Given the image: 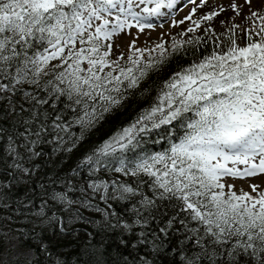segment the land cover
<instances>
[{
	"label": "snow or ice",
	"instance_id": "6c2138e0",
	"mask_svg": "<svg viewBox=\"0 0 264 264\" xmlns=\"http://www.w3.org/2000/svg\"><path fill=\"white\" fill-rule=\"evenodd\" d=\"M177 8L178 0H0V100L8 101L11 112L17 111L16 95L29 105H19V112L29 113L19 122L24 130L7 138L13 176L33 171L25 162L42 154L36 151L41 144L56 145L54 152L72 151L151 73L174 55H187V48H199L201 36L150 48H138L133 40L126 58L123 53L112 58L114 37L133 28L141 33L151 29L154 20ZM218 14L192 21L195 27L187 32L195 33L202 21ZM236 27L229 30L227 44L219 37L212 40L215 30L206 28L212 51L162 81L147 106L78 161L73 173L87 176L81 196L73 200L65 191L45 192L48 199L34 215L47 216L49 201L66 213L79 204L100 213L109 227L132 232L147 225L145 213L152 216L158 202H168L178 209L176 218L185 217L179 220L185 233L181 243L198 249L184 254L183 264H239L241 256L264 264V191L253 185L255 195L242 189L237 193L226 184L227 179L264 174V25L245 30V46L236 41ZM121 176L135 179L130 183ZM132 200V223L110 211L109 201ZM73 218L85 219L78 208L69 222ZM176 218L160 233L167 236ZM46 222L66 231L56 212ZM138 236L140 243L147 242L145 232ZM37 246L49 254L43 240L38 238Z\"/></svg>",
	"mask_w": 264,
	"mask_h": 264
},
{
	"label": "trees",
	"instance_id": "16d2710c",
	"mask_svg": "<svg viewBox=\"0 0 264 264\" xmlns=\"http://www.w3.org/2000/svg\"><path fill=\"white\" fill-rule=\"evenodd\" d=\"M214 44L209 37H204V42L199 48H187V55H174L158 71L151 73L141 82L137 89L127 94L122 104L105 114L99 124L85 132L84 138L72 149V151H57L54 144L44 143L36 148L42 154L26 161V166L33 169L30 174H15L13 176L10 165L11 157L6 149L8 136L15 131H23L19 123L27 119V111L19 112V105L23 103L25 109L29 107L22 101L20 95L13 97L17 111H9L7 100H0V264H141L147 260L149 264H183V255L198 251L190 242L184 241L185 233L180 226L177 217L178 209H174L168 202H158V208L153 210L152 216L148 217V223L143 228L137 226L132 232L125 231L122 227H109V221L92 209H84L81 205H73L72 211L66 213L62 205L52 206L49 201L47 216L34 215L42 201L47 200L45 192L65 191L69 199L76 200L81 196L79 188L86 187L87 176H76L73 169L78 161L89 153L97 144L108 138L118 127L131 121L139 111L147 106L155 95V88L166 80L173 72L190 64L196 54H208ZM28 89L27 85H24ZM30 90V89H28ZM145 90H148L147 92ZM62 108L63 105H57ZM79 133V129H75ZM21 141H17L20 143ZM71 145H66L70 147ZM159 149V145L153 146ZM21 152L23 150L21 149ZM105 178L104 173L100 174ZM120 179L134 182L135 178L123 177ZM69 181L71 186H69ZM11 185L5 187V185ZM44 185V187H40ZM147 192V189L145 188ZM150 194V193H149ZM138 199V198H137ZM135 201L115 202L110 211L118 214L119 218L132 223L134 217L129 209ZM3 205H8L4 208ZM20 211H15L16 207ZM101 207H105L100 202ZM79 209L85 219H72ZM52 212L64 219L66 231L61 232L54 224L47 223ZM174 219L173 226L168 230V235L160 233L170 219ZM89 221V222H86ZM110 223L115 225L116 219L110 217ZM190 226L195 227L194 224ZM143 231L147 234V242L140 243L138 234ZM155 233L158 239H154ZM12 238L16 240L17 252L13 246ZM38 238L43 240L49 250V254L41 251ZM124 241V243H121ZM156 245L157 247H154ZM207 264V262H202ZM239 264H251L250 260L241 256Z\"/></svg>",
	"mask_w": 264,
	"mask_h": 264
},
{
	"label": "rangeland",
	"instance_id": "374dc122",
	"mask_svg": "<svg viewBox=\"0 0 264 264\" xmlns=\"http://www.w3.org/2000/svg\"><path fill=\"white\" fill-rule=\"evenodd\" d=\"M233 3L238 6L235 10L231 8ZM194 7H196V12L192 14ZM221 8L224 10L220 11ZM212 11H217L219 14L213 17L211 21H202L195 33L187 32L189 27H195L192 21L199 20L203 15ZM253 12H256L258 16L253 17L251 15ZM190 14H192V19L186 20L185 17H188ZM259 16H264V0H250V3L246 2V0H208L206 2L205 0H195V3H191L189 0H178V8L174 11V14L168 16L166 19H162L161 22H154L155 26L153 28L146 29L142 33L133 28L114 37L112 58L115 59L121 53L126 58L129 54V45L133 40H135V46L138 48H150L161 41L167 42V45H170L173 38L184 40L192 36L207 38L209 36L205 33L206 28L215 30L212 40L219 37L221 41L227 44V36L230 34L229 30L233 29L234 25L238 26L234 29L237 43L240 46H245L248 42L245 30L255 28L258 31L264 25V21H261ZM173 20L177 22L183 21V23L173 25ZM252 35L253 39H258L255 36V32ZM205 55L207 54H196L194 60H199ZM226 184L234 185L233 190L237 193L242 189L255 195L252 189L253 185L259 186V190L264 191V174L244 179H227ZM12 241L16 251L20 252L21 249L17 247L16 240L12 238Z\"/></svg>",
	"mask_w": 264,
	"mask_h": 264
}]
</instances>
